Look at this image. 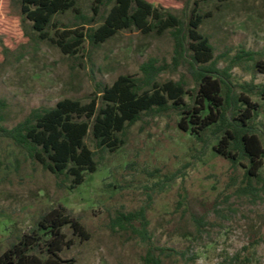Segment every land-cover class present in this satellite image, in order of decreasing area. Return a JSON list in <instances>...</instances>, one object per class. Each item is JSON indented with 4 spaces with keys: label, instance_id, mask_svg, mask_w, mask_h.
Instances as JSON below:
<instances>
[{
    "label": "rangeland",
    "instance_id": "obj_1",
    "mask_svg": "<svg viewBox=\"0 0 264 264\" xmlns=\"http://www.w3.org/2000/svg\"><path fill=\"white\" fill-rule=\"evenodd\" d=\"M148 1L188 15L185 0ZM90 3L79 2L87 16ZM199 12L205 14L199 29L213 47L212 62L240 98L226 108V118L230 124L244 120L260 139L263 164L255 174L247 172L249 158L229 143L236 161L215 152L225 123L198 135L183 131L173 106L143 114L114 151L95 149L88 134L97 170L72 189L0 133V255L33 232L43 214L63 208L87 236L75 234L69 223L62 227L72 245L58 255L74 264H146L149 248L162 264H264V0H209ZM55 22L58 28L78 23L71 11L57 14ZM174 55L169 31L121 30L97 47L85 42L69 56L48 40H28L16 5L0 0V127L65 97L86 102L119 74L140 77V65L150 59L162 68L156 80H180L184 102L196 106L190 67ZM220 94L226 95L224 85ZM244 96L256 104L248 119ZM206 114L204 107L200 118ZM48 238L42 235L34 253L45 256Z\"/></svg>",
    "mask_w": 264,
    "mask_h": 264
},
{
    "label": "trees",
    "instance_id": "obj_2",
    "mask_svg": "<svg viewBox=\"0 0 264 264\" xmlns=\"http://www.w3.org/2000/svg\"><path fill=\"white\" fill-rule=\"evenodd\" d=\"M81 1L85 0H11V3L18 8L28 40H48L69 56L76 55L85 42L97 47L121 30L145 34L169 31L174 42V59L188 63L197 84L196 106L184 102L186 90L180 80H156L162 68L150 59L140 65V77L119 74L111 84L99 85L95 95L86 102L65 97L53 106L33 108L15 125L0 127L1 135L24 148L34 161L62 183L68 182V188L72 189L83 183L87 174L97 170L95 150L85 143L88 134L95 149L114 151L122 145L125 129L143 114H161L173 106L181 115L178 127L183 131L198 135L217 121L225 123L220 124L225 134L214 146L215 152L234 162L235 154L226 147L229 143L238 148L249 158L248 174L254 175L263 164L260 139L244 120L242 124H230L226 118V108L235 107L240 98L234 97L233 84L221 76L212 62L213 47L199 29L205 17L199 8L209 0H185L183 7L188 9V15L184 17L148 0H91V15L87 16L79 5ZM67 11L72 12L78 23L58 28L55 16ZM51 27H55L53 33H50ZM222 85L226 88L224 98L220 94ZM259 91L264 98V86ZM243 103L246 104L244 117L248 119L249 111L256 104L247 96ZM2 106L4 103L0 101ZM204 107L207 114L201 119ZM68 223L75 234L87 238L84 226L77 219L63 208H54L39 218L33 232L23 234L0 255V264H74L73 260H62L58 255L64 247L72 245L62 232ZM140 223L145 232L146 220ZM42 235L49 236L45 256L34 253ZM145 263L162 264V261L149 248Z\"/></svg>",
    "mask_w": 264,
    "mask_h": 264
}]
</instances>
